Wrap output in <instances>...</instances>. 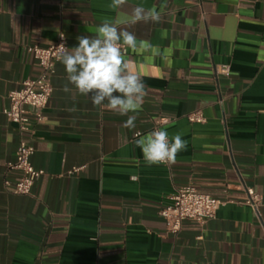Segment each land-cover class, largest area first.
<instances>
[{
    "label": "crops",
    "instance_id": "0c3cea01",
    "mask_svg": "<svg viewBox=\"0 0 264 264\" xmlns=\"http://www.w3.org/2000/svg\"><path fill=\"white\" fill-rule=\"evenodd\" d=\"M110 3L0 0V264H264V0H128L161 15L128 26L137 48L122 50L146 85L141 111L93 106L59 62L43 123L21 132L4 115L8 94L39 72L26 46L61 33L78 46L115 19ZM194 112L205 121L191 123ZM157 126L187 141L167 166L147 165L135 144ZM21 141L44 171L31 195L4 184L21 176L8 168ZM187 186L228 203L173 235L160 210Z\"/></svg>",
    "mask_w": 264,
    "mask_h": 264
},
{
    "label": "clouds",
    "instance_id": "9594fccd",
    "mask_svg": "<svg viewBox=\"0 0 264 264\" xmlns=\"http://www.w3.org/2000/svg\"><path fill=\"white\" fill-rule=\"evenodd\" d=\"M130 7V11L124 9ZM108 8L117 12L114 20L104 19L94 36H78V46H59L58 59L64 65L68 83L79 94L88 96L93 106L105 108L120 115L142 110L146 85L130 69L123 49L135 50L137 37L128 26L140 22H159L161 15L155 9L129 6L128 0H111ZM64 91H70L67 85ZM136 116H128L126 128H135ZM147 165L175 162L177 154L186 150L187 141L180 134L169 139L167 130H154L135 141Z\"/></svg>",
    "mask_w": 264,
    "mask_h": 264
},
{
    "label": "built area",
    "instance_id": "2783aa9c",
    "mask_svg": "<svg viewBox=\"0 0 264 264\" xmlns=\"http://www.w3.org/2000/svg\"><path fill=\"white\" fill-rule=\"evenodd\" d=\"M61 44L69 48L68 39L64 33H61L57 41L48 47L35 44L25 48L26 52L38 61L39 72L24 80L19 89L8 94L9 107L3 110L4 115L10 122L16 124L21 132H31L34 126L46 120L44 111L54 92L52 80L60 62L58 56ZM230 72L229 65H221L216 69L217 76H229ZM188 120L191 123H203L205 118L201 112H194L188 116ZM158 129L160 126L152 131ZM139 136H141L140 131L134 134L135 138ZM34 154L35 147L21 141L17 148L16 160L8 164L10 170L18 171L21 175L14 184L9 180L4 183L6 187H12L15 194L31 195L37 180L44 174L43 170L34 167L32 163ZM227 203L228 201L216 199L192 186H187L172 195L171 203L160 210V215L165 220L168 232L177 235L186 220L205 224L214 220L218 210ZM245 203L258 213L262 205V196L250 193Z\"/></svg>",
    "mask_w": 264,
    "mask_h": 264
}]
</instances>
